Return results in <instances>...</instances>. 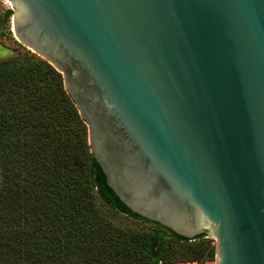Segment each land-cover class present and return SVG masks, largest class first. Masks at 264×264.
<instances>
[{
    "label": "water",
    "instance_id": "1",
    "mask_svg": "<svg viewBox=\"0 0 264 264\" xmlns=\"http://www.w3.org/2000/svg\"><path fill=\"white\" fill-rule=\"evenodd\" d=\"M7 1L119 201L264 264V0Z\"/></svg>",
    "mask_w": 264,
    "mask_h": 264
},
{
    "label": "trees",
    "instance_id": "2",
    "mask_svg": "<svg viewBox=\"0 0 264 264\" xmlns=\"http://www.w3.org/2000/svg\"><path fill=\"white\" fill-rule=\"evenodd\" d=\"M0 183V264L214 260L204 235L183 238L119 201L61 75L34 54L0 60Z\"/></svg>",
    "mask_w": 264,
    "mask_h": 264
},
{
    "label": "rangeland",
    "instance_id": "3",
    "mask_svg": "<svg viewBox=\"0 0 264 264\" xmlns=\"http://www.w3.org/2000/svg\"><path fill=\"white\" fill-rule=\"evenodd\" d=\"M9 10H11L9 2L7 0H0V60L13 57L18 53L34 54L14 37L12 33V15H5ZM210 245L215 250V241H210ZM194 263L199 264L197 262ZM203 264H214V260Z\"/></svg>",
    "mask_w": 264,
    "mask_h": 264
},
{
    "label": "bare ground",
    "instance_id": "4",
    "mask_svg": "<svg viewBox=\"0 0 264 264\" xmlns=\"http://www.w3.org/2000/svg\"><path fill=\"white\" fill-rule=\"evenodd\" d=\"M188 264H195V263L193 262V263H188Z\"/></svg>",
    "mask_w": 264,
    "mask_h": 264
}]
</instances>
